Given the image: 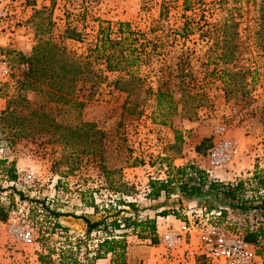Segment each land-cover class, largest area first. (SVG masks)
Returning <instances> with one entry per match:
<instances>
[{
	"label": "rangeland",
	"instance_id": "rangeland-1",
	"mask_svg": "<svg viewBox=\"0 0 264 264\" xmlns=\"http://www.w3.org/2000/svg\"><path fill=\"white\" fill-rule=\"evenodd\" d=\"M6 1L0 0V9L9 10L15 32L22 29L31 33L33 50L40 39L50 38L82 55L96 44L101 25L108 27L110 22L116 37L122 22L159 45L160 54L152 63L132 67L134 77H123L126 71L105 72L109 80L123 77L132 81L120 85L130 91L103 86L92 100H83L84 105L47 102L44 92L36 95L26 90L31 100L47 104L45 110L53 118L37 123L35 134L6 141L2 120L0 159L16 161L19 179L10 182L0 176V204L10 207L7 219L0 224V244L4 245L0 260L8 255L9 264H28L30 258H39L51 248L56 249L53 257L60 264L59 252L66 246L64 234H68L73 243L83 244L78 259L86 263L85 243L92 251L106 233L95 231L88 239L82 216L98 221L122 210L120 217H151L156 223L155 215L173 209L178 218L187 217L182 210V196L153 200L150 180L169 179L170 173H175V160L191 156L202 162L208 160L220 126L227 128L236 152L232 161L219 170L248 178L257 169H264V35L258 36L264 27V0ZM185 1L190 7L187 11ZM186 25L188 31H193L188 35ZM68 28H76L79 40L63 38ZM0 60L11 70L8 77H0V83L13 82V75L24 66L3 48ZM159 85L173 95L169 110L156 109L154 91ZM8 93L12 94L13 89ZM4 94L3 87L0 110L8 103ZM54 120L60 127L50 126L51 132L44 133ZM30 172L37 173L38 179L26 183ZM18 191L24 193L25 200ZM124 200L134 202L136 208L123 205ZM159 205L164 208L157 212ZM56 209L72 213L85 233L78 228H68V232L55 228L57 221L49 211ZM229 209L221 222L229 220L231 227H236L238 221L244 223L239 220L240 214ZM249 212L251 216L255 213L252 208ZM65 217L58 218V222ZM13 222L33 226L34 243L26 247L8 239ZM159 225L163 233L169 221L160 219ZM124 233L129 236V264H207L199 248L198 252L183 250L193 245L188 237L169 250L159 233L136 234L132 229L116 232ZM167 257L177 261L183 258L170 262L165 260Z\"/></svg>",
	"mask_w": 264,
	"mask_h": 264
},
{
	"label": "trees",
	"instance_id": "trees-1",
	"mask_svg": "<svg viewBox=\"0 0 264 264\" xmlns=\"http://www.w3.org/2000/svg\"><path fill=\"white\" fill-rule=\"evenodd\" d=\"M187 4L188 1H185L184 8L186 11L190 9ZM107 23L108 27L100 26L96 44L90 46L87 52L82 55L70 51L64 44L50 38L40 39L30 56L21 51H10L11 55H15L16 61L24 67L19 74L13 75V82L0 83V94L4 87V97L8 99L6 108L0 110V129L4 119V134H7V138L4 140L12 142L22 135L35 134L37 123H45L53 119L50 113L45 110V105L47 104L40 105L37 99L31 100L26 94V90L33 91L36 95L44 92L46 95L44 100L47 102L62 101L84 105L85 102L83 100H92V97L100 93V88L103 86L107 90L118 88L127 91L128 88L120 85H129L132 81L122 78L126 76L134 77L133 71H131L132 67L141 63H152L155 57L160 54L158 53L159 45H155L153 41L148 39L146 40V35L143 32L134 31L128 23H119L116 37H113L112 34V24L110 22ZM188 30L189 27L186 25L184 27V31L188 32L186 35L193 32ZM263 35L264 27L258 31V36L261 37ZM63 38L79 40L80 36L76 34V28H68ZM100 64L104 67H100ZM116 71H126L127 75L115 81L109 80L105 75V72ZM162 88L163 85H159L158 89L154 91L157 100L156 109L160 111L169 110L173 106V95ZM9 89H13L12 94L8 93ZM135 107H137V104H135ZM54 122L55 120L49 123L44 133L48 134L51 132L49 130L50 126L55 127V129L60 127ZM87 125L89 126V124ZM11 135L13 138L10 140ZM0 171L2 178L7 181L16 182L19 179L16 161L1 158ZM192 173L195 174V177L192 176ZM192 182H196V191L206 184L210 186V191L207 195H212L215 200V202L210 201L211 208H222L221 218H224L229 213L225 210L226 207L231 208L232 212L241 215L239 220L244 223L238 221L237 225H235L236 227H232V230L243 233L245 239L256 247L262 246V250L257 252L263 254L264 169H257L251 180L241 179L236 182H225L219 179H210V174L207 171L194 164H187L177 168L175 175L170 173L169 179H151L149 183L151 193L149 195L153 200H157L164 192L171 195L176 194V191L179 190L183 195L188 196L192 192L189 187ZM2 188V185H0V189ZM248 191L251 192L250 195H247ZM18 195L21 200H25L26 196L24 193L18 191ZM13 201L14 199L10 204H13ZM33 202H36V200L34 199ZM121 202L123 205H128L133 209L136 208L134 202L126 200ZM251 208L255 211L252 216L249 212ZM9 209L10 207L0 204V220L4 221L7 219ZM122 212V210L117 211L110 217L111 219L105 217L98 221H92L87 216H82L87 223L86 236L88 239H91V235L95 231H102L106 235L94 245L95 247L92 251L86 241V263H80L78 254L82 251L83 244L79 242L73 243L71 237L68 234H64L66 246H62L60 249V264H96L98 259L108 254L114 256V264H125L128 251L127 233L116 234V232L132 229L136 234L150 231L153 234L156 233L157 227L155 221H151L149 218L143 220L132 216L120 217ZM49 213L57 221L55 228L68 232L69 229L61 225L58 222V218L72 216V213L59 211L58 209L49 211ZM169 214V210L159 213L162 216ZM53 232H50V234H53ZM42 237H45V232ZM42 245L45 247L44 243ZM55 252L56 249L50 248L41 253L39 255L41 263L57 264L53 257Z\"/></svg>",
	"mask_w": 264,
	"mask_h": 264
},
{
	"label": "built area",
	"instance_id": "built-area-1",
	"mask_svg": "<svg viewBox=\"0 0 264 264\" xmlns=\"http://www.w3.org/2000/svg\"><path fill=\"white\" fill-rule=\"evenodd\" d=\"M9 17L8 9H0V22L7 21ZM10 72L8 64L0 60V77H8ZM215 135L217 140L208 153V162L213 168H221L232 161L236 150L232 141L227 137L226 127L217 128ZM192 176L195 177V174L192 173ZM29 179L37 180L38 174L30 172L24 182L28 183ZM189 187L191 191L196 189V182L190 183ZM200 188L210 191L208 184ZM148 191H150L149 188ZM225 210L229 212L230 209L226 207ZM222 211V208L211 209L207 205L194 209L189 208L193 228L183 231L171 228L162 235V243L169 250L176 249L186 241L187 237L192 242V230H198L199 254L205 258L207 264H255L258 247L249 243L243 233L233 231L229 220L221 222ZM7 235L8 239L17 240L26 247L35 241L33 226L24 227L16 222L9 226ZM3 248L4 245L0 244V254Z\"/></svg>",
	"mask_w": 264,
	"mask_h": 264
},
{
	"label": "crops",
	"instance_id": "crops-1",
	"mask_svg": "<svg viewBox=\"0 0 264 264\" xmlns=\"http://www.w3.org/2000/svg\"><path fill=\"white\" fill-rule=\"evenodd\" d=\"M38 1L40 2V0H38ZM44 1H47V0H44ZM6 2L8 3L9 0H7ZM14 4L17 5L18 2L14 3ZM12 22L13 21L10 17L7 21H3V23L0 22V49L3 48L7 54H9L10 51L14 50V51H21L26 55H30L32 50H33V38H31V33L26 34L25 33L26 31H24L22 29H19V30H17V32H15L13 30L14 28L11 27ZM4 58H5V55H4ZM0 99H1V97H0ZM187 164H194L195 166L203 169L204 171L210 172V179L211 178H221L220 180L225 181V182H236V181L241 180L242 178H245L247 180H251V177L246 178V175L240 176V178L234 177L233 175H231L228 172H225L224 170H219V168L211 167L209 165L208 160L202 162L199 159H197V157L195 159L194 156L181 158L180 160H175V162H174V166H176V167H174V169L176 168L175 173L177 172V168L183 167ZM175 173L173 175H175ZM251 174L252 173H250L248 176H251ZM0 176L2 177L1 174H0ZM201 193L202 194H208L209 191H204L203 188H199V189H197V191L194 189V190H192L191 194L188 196L183 195L182 192H180L179 190L176 191V194L174 193L171 195H168L165 192L162 193V196L159 199H161L163 197L168 198V199H170L171 197L179 198L182 196L180 199H182L181 201L183 202V204L185 203L184 204L185 206L182 210H184L185 214H187V217H184L183 219L178 218L176 215V211L173 209L172 210L167 209L170 211V214L167 216H162L159 214L155 215L154 218L156 219V227H157L156 233H159L160 236L162 237V235L171 228L175 229V230H179V231H183V230H186L187 228H191V227L193 228V225L191 223V221H192L191 216L188 215L190 212H189V207H188L186 201L188 198L196 196V195H200ZM250 193L251 192L248 191L247 195H250ZM209 202L210 201L204 202V203L200 204L199 206L206 205L208 203L207 206H209V208H211L212 206L210 205ZM186 205H187V207H186ZM163 208L164 207L161 206L157 210V212H160V210H162ZM149 218H151V217H149ZM160 219H167L169 221V225H168L169 227L167 229H165V231H163V233L160 230V225H159ZM59 221L61 222V225H63L64 227L70 228L71 231L78 228V230L80 232L85 233L84 230H86V229L83 227V225H81L79 222H77V219L72 217V216H67L64 219L63 218L60 219ZM1 223H2V221L0 220V224ZM192 231H193L192 232L193 234H192V242L191 243L193 245L191 246V248H190V245H189V247L185 246V247H183V250L189 249L190 251H193L195 249L196 252H198L199 238L197 235V231L196 230H192ZM136 236L138 237V235H136ZM126 239L127 240L129 239L128 235L126 236ZM128 242H129V240H128ZM189 254L190 253H188L187 257L190 256ZM6 256H7L6 259L0 260V264H9L10 263L8 255H6ZM183 256H185V255H183ZM35 258H36L37 262L35 261ZM181 258H183V257H181ZM181 258H180V261H182ZM30 260H31V263H28V264H40V259L38 258V256H34L33 258H30ZM113 260H114V256L112 254H108L107 256L98 259L96 261V264H114ZM165 260L170 261V262H174V261L180 262V261H177L176 258L169 259L167 257ZM183 261H185V260H183ZM129 262L130 261L128 260V258L126 256V263L125 264H129ZM17 264H19V262ZM255 264H264V252H263V254H260V253L257 254L256 259H255Z\"/></svg>",
	"mask_w": 264,
	"mask_h": 264
},
{
	"label": "water",
	"instance_id": "water-1",
	"mask_svg": "<svg viewBox=\"0 0 264 264\" xmlns=\"http://www.w3.org/2000/svg\"><path fill=\"white\" fill-rule=\"evenodd\" d=\"M212 201L215 202L212 195L200 194L187 199V205L189 208L194 209L204 202Z\"/></svg>",
	"mask_w": 264,
	"mask_h": 264
}]
</instances>
